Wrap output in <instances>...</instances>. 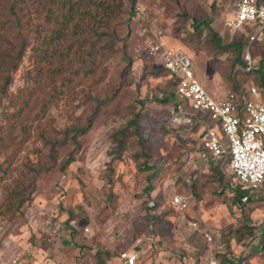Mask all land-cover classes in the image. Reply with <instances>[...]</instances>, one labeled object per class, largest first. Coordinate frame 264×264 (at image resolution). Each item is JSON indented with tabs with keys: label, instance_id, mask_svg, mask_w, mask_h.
Listing matches in <instances>:
<instances>
[{
	"label": "rangeland",
	"instance_id": "obj_1",
	"mask_svg": "<svg viewBox=\"0 0 264 264\" xmlns=\"http://www.w3.org/2000/svg\"><path fill=\"white\" fill-rule=\"evenodd\" d=\"M236 2L138 0L131 35H122L113 48L91 59L87 44H82L85 34L50 42L42 11L36 12L27 0L20 11L23 32L36 46L28 50L8 92L0 95V137L7 147L0 146V264H95L98 249L113 252L108 264H124L119 258L123 252L136 253V264H190L200 251H210L203 231L213 234L219 260L222 255L235 264H264V190L254 201L233 206L230 186L238 184L228 165L219 163V173L212 170L215 165L199 160L202 129L193 134L190 126H183L184 147L163 133L165 126H173V104L157 101L168 79L147 74L162 69L148 53L150 42L160 40L193 58L192 70L205 89L222 87L224 97L237 85L244 91L255 87L259 94V75L233 76V55L211 58L193 52V43L181 41L194 32L192 18L203 13L229 43L233 36L227 25ZM123 10L122 22L131 13L127 1ZM251 59L257 68L264 54L252 48ZM253 100L264 103L260 94ZM19 113L17 123L13 115ZM139 114L141 136L135 127L129 128ZM90 124L75 161L65 171L42 170L52 164L54 144L69 143L79 128ZM127 127L124 158L118 162L117 131ZM74 150L70 145L60 150L58 163ZM146 164L151 170H142ZM111 168L112 187L107 184ZM156 170L155 189L148 192ZM33 180L36 191L22 208L24 216L11 220L10 193L19 192L20 184L22 195L15 204L27 200ZM177 196L186 200V208L173 205ZM245 227L253 232L237 234ZM261 245L263 252L249 257Z\"/></svg>",
	"mask_w": 264,
	"mask_h": 264
},
{
	"label": "trees",
	"instance_id": "obj_2",
	"mask_svg": "<svg viewBox=\"0 0 264 264\" xmlns=\"http://www.w3.org/2000/svg\"><path fill=\"white\" fill-rule=\"evenodd\" d=\"M34 4L35 11L41 12L44 19V28L48 31V36H50V42L54 41H63L66 40L69 34L72 36H78L80 34H85L87 38L82 41L88 53V56L92 59L93 55L98 53L102 49L113 48L118 42L122 39V35L130 36L134 31L135 26L133 25V19L136 16L135 9L137 6L138 0H29ZM126 1L130 5V17L122 22L120 17L125 13L123 10V5ZM27 0H0V95H5L12 83L14 82V75L18 72L22 62L27 55L29 49L33 50L35 48V39L23 32V17L20 14V11L23 8V5L26 4ZM192 20L194 32L188 38H182L181 41L184 44L193 43V52L195 53H204L208 57L220 56L223 54L230 53L234 57L232 62V71L233 76H238L239 74L243 75H259L257 82L258 87L261 89L259 94L261 97L264 92V71L262 65L264 59L259 63L260 65L256 68L254 66L253 70L246 72V59L245 54L247 49L252 57V48L259 50L264 54V39L262 41L251 42L249 35L257 32V25H247L244 30H233L232 27L227 25L232 37V40L225 44L223 38L219 33L213 28V19L203 13L199 17H193ZM124 26V27H123ZM207 33L205 34V30ZM155 61V60H154ZM214 62V61H213ZM158 71L151 70L147 74L151 77L161 78L163 75L167 76L168 79V70L162 65ZM237 67H239L238 70ZM89 70H93L91 67ZM236 70V71H235ZM92 72V71H89ZM220 74L222 73L221 69L219 70ZM222 77L225 75L221 74ZM234 81V79H232ZM178 80L166 81V84L161 89L162 97L157 99L161 104H173L174 110L177 109L179 105L178 99ZM239 91H244L240 89L237 85L233 86V89L229 92L239 93ZM246 92V91H245ZM241 100V99H239ZM19 114L13 115L16 117L17 123H19ZM140 114L135 116L129 122V128L135 127V134L141 136L139 121ZM198 119L190 126V130L193 134L198 133L202 129L200 137H203L205 134V124L201 120L209 121L211 126H215L216 123L212 122L211 116L209 113H200L198 114ZM91 124L86 127H81L77 131L78 133L71 138L70 142L64 141L63 143L57 145L54 144L52 152L54 156L52 157V164L47 168L43 167L42 170H51L55 168L58 171H65L74 161L76 156V151H79L84 143L81 137L87 135L91 129ZM26 128V127H25ZM130 129L119 130L118 133V152L116 161H123V153L125 151L126 144L128 142V132ZM184 127H175L165 126L162 130L163 133L170 138H173V143L177 146L184 147L187 145L185 137L182 135ZM26 131V129H25ZM4 137H0V146L3 148L5 145H2ZM142 144V140H139ZM198 143V141H196ZM75 146V150L67 154L62 161L58 163L57 158L59 156L60 150L65 146ZM201 146H199V149ZM197 152V151H196ZM143 156L147 154L143 151ZM227 164L228 160L224 161L223 159H211L210 165H215L212 167L214 172H218L220 167L218 164ZM219 168V169H218ZM115 168L110 169V173L107 176V184L111 187L115 184ZM142 170H151L149 164H146ZM39 171L37 172V174ZM159 173V170H156L149 179V185L146 188L148 192L153 191L154 185L152 183L154 177ZM220 173V171H219ZM5 176V174H4ZM234 177V176H233ZM236 188L232 189L234 192V205L236 207H241L248 204L249 202L254 201V196L258 193H254L249 189H243V186L237 181ZM231 185L230 187H232ZM31 189L30 197L27 200H23L16 205L15 200L18 196L22 195L20 190V184H17L16 189H19V192L13 191L9 195V204L7 207V215L10 216L11 220H18L24 216L22 211L23 206L30 202L34 192L36 191V181H32L29 185ZM264 190L262 188L259 193ZM223 192V191H222ZM244 196L249 197V201L245 204L241 203V199ZM238 209V208H237ZM239 231V232H238ZM237 234L245 235L246 233L251 234L253 231L249 227H245L242 230H238ZM207 243V242H206ZM203 250L195 255V259L191 260L190 264H199L200 259L203 255ZM221 251H218L217 257ZM263 252V246L260 248L253 249L249 257L261 254ZM95 259V264H108V262L113 258V252L109 249H98L93 255ZM219 264H235L233 261L227 259L225 256L220 255Z\"/></svg>",
	"mask_w": 264,
	"mask_h": 264
},
{
	"label": "built area",
	"instance_id": "obj_3",
	"mask_svg": "<svg viewBox=\"0 0 264 264\" xmlns=\"http://www.w3.org/2000/svg\"><path fill=\"white\" fill-rule=\"evenodd\" d=\"M228 25L235 31L244 30L247 25H257V32L250 34L249 38L251 42L262 41L264 0H237L234 17ZM148 50V53L168 70V79L179 82V105L172 113L171 124L175 127L191 126L195 120H199L198 114L205 112L209 113L212 122L216 123L211 126L209 121L201 120L205 124L201 149L198 150L201 164L209 165L211 159L228 160L230 173L240 182L243 189L259 193L264 188V103L253 100L259 95L257 89L252 87L246 92H228L224 97L215 98L196 78L192 64L185 65L178 53L168 49L162 41L150 42ZM245 59V71L250 72L254 64L249 49ZM238 69L239 67L236 70ZM231 188L236 187L233 185ZM248 201V196L241 199L242 204ZM173 205L184 209L188 203L184 198L177 196ZM191 226L194 230L201 228L196 222H191ZM203 232L210 251L203 252L199 264H219L215 254L217 245L214 236L208 231ZM119 258L125 264H136L138 256L133 252H123Z\"/></svg>",
	"mask_w": 264,
	"mask_h": 264
},
{
	"label": "crops",
	"instance_id": "obj_4",
	"mask_svg": "<svg viewBox=\"0 0 264 264\" xmlns=\"http://www.w3.org/2000/svg\"><path fill=\"white\" fill-rule=\"evenodd\" d=\"M183 52V51H182ZM184 53V55L186 56V57H188V59L191 61V64H192V66H193V58L190 56V55H188L185 51L183 52ZM191 66V67H192ZM210 89V90H209ZM221 89H222V87L221 88H213L212 86H210V88H208V92L212 95V96H214L215 98H221V96H222V91H221ZM125 264V263H124Z\"/></svg>",
	"mask_w": 264,
	"mask_h": 264
},
{
	"label": "water",
	"instance_id": "obj_5",
	"mask_svg": "<svg viewBox=\"0 0 264 264\" xmlns=\"http://www.w3.org/2000/svg\"><path fill=\"white\" fill-rule=\"evenodd\" d=\"M178 57L181 59V61L187 65V66H191V62L189 61V59L187 57L184 56L183 52H178Z\"/></svg>",
	"mask_w": 264,
	"mask_h": 264
}]
</instances>
